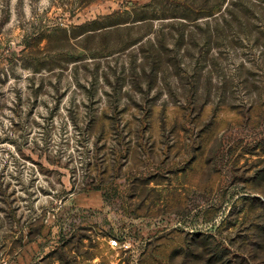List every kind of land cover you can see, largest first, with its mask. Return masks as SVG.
Listing matches in <instances>:
<instances>
[{"label":"rangeland","instance_id":"obj_1","mask_svg":"<svg viewBox=\"0 0 264 264\" xmlns=\"http://www.w3.org/2000/svg\"><path fill=\"white\" fill-rule=\"evenodd\" d=\"M210 1L0 0V264H264V0L178 46Z\"/></svg>","mask_w":264,"mask_h":264},{"label":"trees","instance_id":"obj_2","mask_svg":"<svg viewBox=\"0 0 264 264\" xmlns=\"http://www.w3.org/2000/svg\"><path fill=\"white\" fill-rule=\"evenodd\" d=\"M187 5L183 8L184 12L181 14L180 17L184 21L182 22L183 24H180V32L178 33L179 40L177 45L180 46L184 39L188 38L190 35V38H192L190 41V46L196 47V43L193 40V34L196 28H199L198 24H195L196 21L200 18H205L207 19L206 22L204 23L205 28L202 29V37L204 41V46L209 47L212 40L219 39L221 36L223 37L225 34V31L230 28L229 25H225V22H237L239 18L242 16H246L248 14V10H246L243 5L237 6L236 4H227L224 9H222L223 4L218 2V1H210V2H205L202 4V6H194V3H186ZM214 19L215 23L214 25H210L208 19ZM146 19H152V18H143L140 20H146ZM157 19H165L164 17L157 18ZM228 19V20H226ZM139 20V21H140ZM125 22H118L115 23V25L123 24ZM234 25V24H233ZM256 28V27H255ZM190 33V34H189ZM262 35L263 32H259ZM200 237V236H199ZM197 246L200 248L207 249L206 246H204V242L200 241L197 243ZM200 248H197L195 253L192 255H189L188 253H185V259L186 262L189 263L188 261L197 262L198 264H219L217 260V257L213 254L207 252L203 253L200 252ZM197 252V253H196ZM206 257V259H204ZM185 263V262H184ZM186 264V263H185ZM191 264V263H190Z\"/></svg>","mask_w":264,"mask_h":264},{"label":"crops","instance_id":"obj_3","mask_svg":"<svg viewBox=\"0 0 264 264\" xmlns=\"http://www.w3.org/2000/svg\"><path fill=\"white\" fill-rule=\"evenodd\" d=\"M76 204L78 205L77 207L81 208L90 209L98 206V208H101L103 206V198L100 193L94 191L92 194L81 196Z\"/></svg>","mask_w":264,"mask_h":264},{"label":"built area","instance_id":"obj_4","mask_svg":"<svg viewBox=\"0 0 264 264\" xmlns=\"http://www.w3.org/2000/svg\"><path fill=\"white\" fill-rule=\"evenodd\" d=\"M117 241L116 240H112V245H117Z\"/></svg>","mask_w":264,"mask_h":264}]
</instances>
